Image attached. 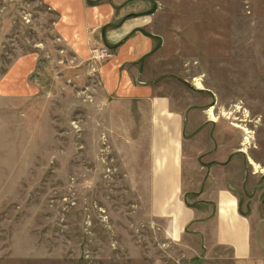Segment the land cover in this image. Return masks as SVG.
Instances as JSON below:
<instances>
[{
  "label": "rangeland",
  "instance_id": "1",
  "mask_svg": "<svg viewBox=\"0 0 264 264\" xmlns=\"http://www.w3.org/2000/svg\"><path fill=\"white\" fill-rule=\"evenodd\" d=\"M159 1L162 47L147 65L185 116V196L232 190L259 241L264 0ZM55 22L44 0H0V264H214L201 239L172 244L149 215L143 120L63 52ZM27 57L40 86L19 75Z\"/></svg>",
  "mask_w": 264,
  "mask_h": 264
},
{
  "label": "crops",
  "instance_id": "2",
  "mask_svg": "<svg viewBox=\"0 0 264 264\" xmlns=\"http://www.w3.org/2000/svg\"><path fill=\"white\" fill-rule=\"evenodd\" d=\"M44 2L56 14L55 32L63 52L87 67L88 77H95L111 102L128 108L134 125L143 120L140 127H133L134 134L146 138L142 181L149 185V215L164 222L165 238L177 245L194 234L208 255L219 253L218 260L211 258L214 264H264V236L259 241L253 237L252 219L242 211L232 190L216 184L208 192L197 191L195 205L185 196V187L192 182V161L185 155V116L172 108L169 97L159 90L160 76L153 79L147 65L162 47V37L155 31L164 8L161 2ZM101 46L110 48L114 56L95 64L90 61L91 50ZM29 58L20 64L28 69L19 75L33 73L30 82L40 86L43 70L39 67L36 72V59Z\"/></svg>",
  "mask_w": 264,
  "mask_h": 264
},
{
  "label": "built area",
  "instance_id": "3",
  "mask_svg": "<svg viewBox=\"0 0 264 264\" xmlns=\"http://www.w3.org/2000/svg\"><path fill=\"white\" fill-rule=\"evenodd\" d=\"M113 56L114 52L110 48L106 46L96 47L91 50L90 61L94 62L95 64L105 63L111 60ZM91 70L94 72L95 68L92 67Z\"/></svg>",
  "mask_w": 264,
  "mask_h": 264
},
{
  "label": "bare ground",
  "instance_id": "4",
  "mask_svg": "<svg viewBox=\"0 0 264 264\" xmlns=\"http://www.w3.org/2000/svg\"><path fill=\"white\" fill-rule=\"evenodd\" d=\"M197 85H198V88L199 89H203V87H202V85H201V83L200 82H198V80H197ZM210 115H212L213 113H212V109H210ZM245 133H246V135H248L249 134V132H248V130H245ZM247 141H249L248 140V137L247 138H245V145H246V142ZM251 164H253L254 165V167L258 170V169H260V167L257 165V164H254V162H251ZM261 170V169H260ZM264 171V170H263Z\"/></svg>",
  "mask_w": 264,
  "mask_h": 264
}]
</instances>
